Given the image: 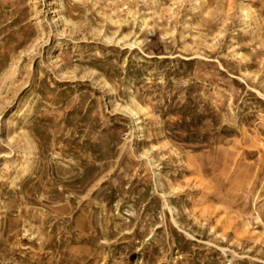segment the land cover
Instances as JSON below:
<instances>
[{
    "label": "rangeland",
    "instance_id": "rangeland-1",
    "mask_svg": "<svg viewBox=\"0 0 264 264\" xmlns=\"http://www.w3.org/2000/svg\"><path fill=\"white\" fill-rule=\"evenodd\" d=\"M0 264H264V0H0Z\"/></svg>",
    "mask_w": 264,
    "mask_h": 264
}]
</instances>
